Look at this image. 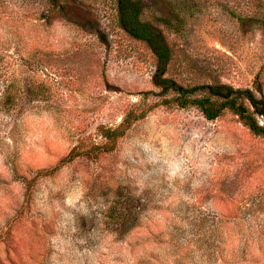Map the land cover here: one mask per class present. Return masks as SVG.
Segmentation results:
<instances>
[{
	"label": "rangeland",
	"instance_id": "374dc122",
	"mask_svg": "<svg viewBox=\"0 0 264 264\" xmlns=\"http://www.w3.org/2000/svg\"><path fill=\"white\" fill-rule=\"evenodd\" d=\"M224 2L142 16L177 83L264 97V32ZM155 70L117 0H0V264H264V135L164 104Z\"/></svg>",
	"mask_w": 264,
	"mask_h": 264
},
{
	"label": "trees",
	"instance_id": "16d2710c",
	"mask_svg": "<svg viewBox=\"0 0 264 264\" xmlns=\"http://www.w3.org/2000/svg\"><path fill=\"white\" fill-rule=\"evenodd\" d=\"M222 5L239 25L245 26L247 30L261 29L264 32V0H225ZM117 9L120 26L131 37L145 42L155 56L153 81L160 87L164 104L180 108L195 107L208 120L231 112L254 134L264 135V120L261 121L264 119V97L260 88L254 91L249 87H235L226 83H177L166 75L172 59V49L160 27L143 18V0H117ZM162 17L159 16L158 19L164 20ZM167 23L170 26L172 22L168 20ZM168 94L170 95L167 96ZM129 123L130 118L124 117L118 126L104 127L101 134L107 141L115 142L124 134Z\"/></svg>",
	"mask_w": 264,
	"mask_h": 264
}]
</instances>
